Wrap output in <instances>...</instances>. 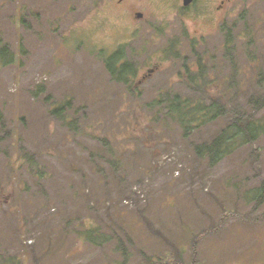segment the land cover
<instances>
[{
    "label": "rangeland",
    "instance_id": "374dc122",
    "mask_svg": "<svg viewBox=\"0 0 264 264\" xmlns=\"http://www.w3.org/2000/svg\"><path fill=\"white\" fill-rule=\"evenodd\" d=\"M227 35L249 92L264 0H0V264H264V134L210 166L195 146L226 118L185 135L166 117L169 94L199 99V60L221 96Z\"/></svg>",
    "mask_w": 264,
    "mask_h": 264
},
{
    "label": "trees",
    "instance_id": "16d2710c",
    "mask_svg": "<svg viewBox=\"0 0 264 264\" xmlns=\"http://www.w3.org/2000/svg\"><path fill=\"white\" fill-rule=\"evenodd\" d=\"M231 44L232 41L227 35L225 45L231 73L223 80L220 97L212 98L206 95L210 81H208L206 71L199 60L197 73L189 72L187 75V83L191 87L190 89L199 93V99L193 101L178 94H169L165 101L166 117L182 127L185 135L193 129L226 118L224 127L210 142L195 146L197 155L206 156L210 166L217 164L241 144L253 145L264 134V120L256 118V114L264 107V93L262 92L264 90V71L261 66L254 64L255 57H249L251 61H248V69L257 70V73L250 91L248 92L246 89L243 92L244 89L241 88L238 80L240 71L233 59ZM120 59L119 53L112 55L106 63V69L114 82L124 84L131 90L136 69L129 62H119ZM14 60L15 55L0 38V66L11 64ZM241 96L244 106L243 104L241 106L237 101ZM67 107H69L68 101L54 109L52 114L64 125L75 128L74 120L67 121L64 118V111ZM107 162L111 167L119 169L116 161L107 160ZM258 198H264V184Z\"/></svg>",
    "mask_w": 264,
    "mask_h": 264
},
{
    "label": "water",
    "instance_id": "95a60500",
    "mask_svg": "<svg viewBox=\"0 0 264 264\" xmlns=\"http://www.w3.org/2000/svg\"><path fill=\"white\" fill-rule=\"evenodd\" d=\"M194 0H182V4L184 7L190 5ZM138 17H141L140 14H138Z\"/></svg>",
    "mask_w": 264,
    "mask_h": 264
}]
</instances>
